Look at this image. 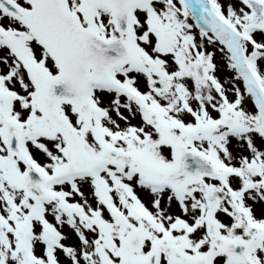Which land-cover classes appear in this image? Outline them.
<instances>
[{
    "label": "snow or ice",
    "instance_id": "1",
    "mask_svg": "<svg viewBox=\"0 0 264 264\" xmlns=\"http://www.w3.org/2000/svg\"><path fill=\"white\" fill-rule=\"evenodd\" d=\"M0 264H264V0H0Z\"/></svg>",
    "mask_w": 264,
    "mask_h": 264
}]
</instances>
